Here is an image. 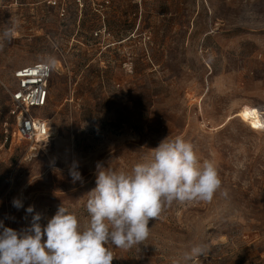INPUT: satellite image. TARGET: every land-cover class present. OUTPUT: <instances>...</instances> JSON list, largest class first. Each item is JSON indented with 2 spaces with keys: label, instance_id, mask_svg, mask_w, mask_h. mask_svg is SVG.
<instances>
[{
  "label": "rangeland",
  "instance_id": "obj_1",
  "mask_svg": "<svg viewBox=\"0 0 264 264\" xmlns=\"http://www.w3.org/2000/svg\"><path fill=\"white\" fill-rule=\"evenodd\" d=\"M45 54L56 58L39 110L51 137L18 142L14 72ZM243 108L262 126L238 116ZM167 136L213 162L221 186L211 201L165 207L144 242L110 246L112 264H183L200 243L208 251L194 264H264V0H0L5 226L31 224L13 198L34 206L42 227L61 205L86 225L97 164L130 171ZM73 161L83 183L71 182Z\"/></svg>",
  "mask_w": 264,
  "mask_h": 264
},
{
  "label": "clouds",
  "instance_id": "obj_2",
  "mask_svg": "<svg viewBox=\"0 0 264 264\" xmlns=\"http://www.w3.org/2000/svg\"><path fill=\"white\" fill-rule=\"evenodd\" d=\"M12 36L11 28L2 33L3 39ZM40 59L45 69L54 70L55 56L45 54ZM150 150L151 159L136 163L130 171L97 164L96 187L87 194L90 219L86 225L61 205L42 227L34 206L25 208L22 199L13 198L12 206L24 209L32 220L19 230L0 220V264H112L110 246L127 250L144 242L150 220L157 219L165 207L213 199L221 186L217 168L211 161L201 162L192 143L167 136ZM78 169L76 161L69 166L73 184L83 183ZM207 251L204 243L191 246L182 255L183 264H194Z\"/></svg>",
  "mask_w": 264,
  "mask_h": 264
},
{
  "label": "built area",
  "instance_id": "obj_3",
  "mask_svg": "<svg viewBox=\"0 0 264 264\" xmlns=\"http://www.w3.org/2000/svg\"><path fill=\"white\" fill-rule=\"evenodd\" d=\"M60 1L49 0L54 5ZM52 75L53 70L45 69L41 61L20 67L14 72L16 87L10 91V96L16 115L13 133L18 142L26 140L34 143L50 139L51 126L39 110L48 104Z\"/></svg>",
  "mask_w": 264,
  "mask_h": 264
},
{
  "label": "bare ground",
  "instance_id": "obj_4",
  "mask_svg": "<svg viewBox=\"0 0 264 264\" xmlns=\"http://www.w3.org/2000/svg\"><path fill=\"white\" fill-rule=\"evenodd\" d=\"M238 116H240L246 122L247 121L250 122L252 125L262 126V120L259 116V111L257 109L243 108L238 113ZM255 127H258V126H255Z\"/></svg>",
  "mask_w": 264,
  "mask_h": 264
},
{
  "label": "snow or ice",
  "instance_id": "obj_5",
  "mask_svg": "<svg viewBox=\"0 0 264 264\" xmlns=\"http://www.w3.org/2000/svg\"><path fill=\"white\" fill-rule=\"evenodd\" d=\"M254 126H259V125H254Z\"/></svg>",
  "mask_w": 264,
  "mask_h": 264
}]
</instances>
